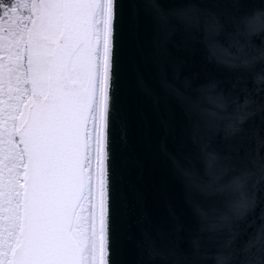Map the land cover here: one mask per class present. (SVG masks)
I'll return each mask as SVG.
<instances>
[{"label": "snow or ice", "instance_id": "6c2138e0", "mask_svg": "<svg viewBox=\"0 0 264 264\" xmlns=\"http://www.w3.org/2000/svg\"><path fill=\"white\" fill-rule=\"evenodd\" d=\"M238 8L0 0V264H130L138 214L135 264H264V67L251 87L237 76L193 88L172 52L203 28L219 63L264 65V9ZM144 101L167 113L147 137ZM134 129L172 162L190 217H146L131 180ZM189 130L203 174L186 154Z\"/></svg>", "mask_w": 264, "mask_h": 264}, {"label": "water", "instance_id": "95a60500", "mask_svg": "<svg viewBox=\"0 0 264 264\" xmlns=\"http://www.w3.org/2000/svg\"><path fill=\"white\" fill-rule=\"evenodd\" d=\"M130 2L131 0H118V5L119 3L128 5ZM193 3L201 4L211 12H222L229 9V0H193ZM238 3L237 13H248L257 9H264V0H238ZM176 40L180 46L173 48L172 52L180 64V79L187 78L191 80L193 88L207 85L213 79L221 81V88H227L228 81L237 76L243 77L248 82L249 87H251L254 73L264 67V65H257L256 68L251 70L243 68L233 69L219 63L217 57L209 49L203 28L194 32L186 44L179 37ZM216 40L220 44L227 46V39L223 33L217 36ZM255 43H260L258 37L255 38ZM145 47L146 49L148 47L147 40H145ZM148 77L150 82L155 81L156 73L154 69L148 73ZM171 103L178 122L188 128L189 118L183 114L181 106L175 101ZM142 108L147 117V131L145 133L147 137L159 126V120L166 117L167 113L153 112L147 101L143 102ZM256 122H259L258 118ZM183 140L188 149L186 154L195 161L197 170L203 174L205 159L199 155L197 146L192 143L190 130L184 132ZM132 141L131 155L134 159L140 161V165H131V180L144 194L143 212L146 217L154 222L159 221L167 216L169 208H178L181 210L183 217H190L191 207L186 201L182 179L176 174L172 162L159 153L156 148V141L152 142V148L148 150L144 142L137 137L135 129ZM169 141L170 150H174L171 144V137H169ZM181 160L183 162V155H181ZM138 220L139 214L133 217V222L130 226L132 240L126 242V258L130 264H135L137 258L135 241L140 239Z\"/></svg>", "mask_w": 264, "mask_h": 264}, {"label": "flooded vegetation", "instance_id": "af4514ba", "mask_svg": "<svg viewBox=\"0 0 264 264\" xmlns=\"http://www.w3.org/2000/svg\"><path fill=\"white\" fill-rule=\"evenodd\" d=\"M6 2H7V0H6Z\"/></svg>", "mask_w": 264, "mask_h": 264}]
</instances>
